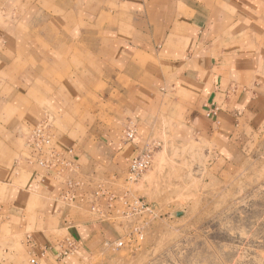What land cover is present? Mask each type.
<instances>
[{
	"label": "crops",
	"instance_id": "1",
	"mask_svg": "<svg viewBox=\"0 0 264 264\" xmlns=\"http://www.w3.org/2000/svg\"><path fill=\"white\" fill-rule=\"evenodd\" d=\"M263 119L264 0H0V264H84L163 122L220 152Z\"/></svg>",
	"mask_w": 264,
	"mask_h": 264
},
{
	"label": "rangeland",
	"instance_id": "2",
	"mask_svg": "<svg viewBox=\"0 0 264 264\" xmlns=\"http://www.w3.org/2000/svg\"><path fill=\"white\" fill-rule=\"evenodd\" d=\"M161 127L141 146L153 152L150 169L130 182L128 162L109 186L115 216L101 220L111 231L84 264H264V119L220 152ZM40 130L54 144L43 122L30 139L39 160L53 153L34 143Z\"/></svg>",
	"mask_w": 264,
	"mask_h": 264
},
{
	"label": "built area",
	"instance_id": "3",
	"mask_svg": "<svg viewBox=\"0 0 264 264\" xmlns=\"http://www.w3.org/2000/svg\"><path fill=\"white\" fill-rule=\"evenodd\" d=\"M133 131L129 130L126 133V137L131 140L133 139ZM34 143L38 146H40L38 149L40 151L43 150V148L41 147H46L45 151L48 150V152L53 149L51 146V140L44 134L43 130H40L37 134L36 137L34 139ZM53 153L50 154L49 153V158L46 159H41V162L43 165L45 166H52V161L51 159H55L56 160V154L54 153V150L52 151ZM152 162H153V152L152 150L145 148L141 151H139L131 160L130 162V166L128 169V180L130 182H136L139 180V178L144 174V172H146L148 169H150V167L152 166ZM71 201L75 199V195H72L69 198ZM122 243L119 244V246H121Z\"/></svg>",
	"mask_w": 264,
	"mask_h": 264
},
{
	"label": "water",
	"instance_id": "4",
	"mask_svg": "<svg viewBox=\"0 0 264 264\" xmlns=\"http://www.w3.org/2000/svg\"><path fill=\"white\" fill-rule=\"evenodd\" d=\"M177 216H180V214H177Z\"/></svg>",
	"mask_w": 264,
	"mask_h": 264
}]
</instances>
